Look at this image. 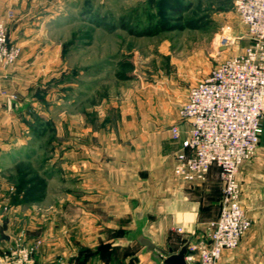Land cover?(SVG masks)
<instances>
[{"label":"rangeland","instance_id":"obj_1","mask_svg":"<svg viewBox=\"0 0 264 264\" xmlns=\"http://www.w3.org/2000/svg\"><path fill=\"white\" fill-rule=\"evenodd\" d=\"M235 1L0 0V21L7 27L10 44L20 50L15 63L24 50L37 45L41 48L35 57L48 55L53 68L47 71L52 73L45 88L30 92L38 96V104H28L16 119L5 118L8 148L0 151L1 255L20 251L29 264H67L65 250L72 248L65 243L68 231L63 228H70L76 238L77 214L61 179L60 143L68 135L62 128L117 125L125 110L139 120L144 111L158 108L179 114L192 86L250 44ZM18 24L20 33L13 38L11 28ZM21 130L29 139V150L23 156L15 152L19 156L14 160L10 140L12 132ZM34 176L44 178L47 185L37 200L18 192L23 180ZM69 185L71 191L76 189ZM76 263L71 259L68 264Z\"/></svg>","mask_w":264,"mask_h":264},{"label":"crops","instance_id":"obj_2","mask_svg":"<svg viewBox=\"0 0 264 264\" xmlns=\"http://www.w3.org/2000/svg\"><path fill=\"white\" fill-rule=\"evenodd\" d=\"M20 26L11 28L13 38ZM28 48L17 63L0 68V151L8 148L5 118L16 119L28 104L36 106L39 98L30 92L44 89L52 73L47 71L53 70L48 55L35 57L41 47ZM42 49L50 53L49 48ZM13 95L16 100H11ZM40 108L34 109L36 113ZM173 127L180 132L178 141L173 139ZM262 128L256 157L239 172L241 204L251 229L236 250L223 252L219 264H264V120ZM187 131L188 125L171 108L144 111L140 120L125 110L117 125L62 128L68 135L60 143L61 179L77 214V237L63 228L68 231L65 243L72 248L65 250L67 264L71 259L80 264L82 250L93 254L85 264H164L161 250L178 253L185 245L206 239L208 224L219 217L223 186L217 167L211 168L202 185L175 176L176 157ZM24 132L10 136L14 160L29 150ZM70 183L76 189L71 191ZM105 245L115 253L110 261L101 256ZM14 255L21 257V252Z\"/></svg>","mask_w":264,"mask_h":264},{"label":"built area","instance_id":"obj_3","mask_svg":"<svg viewBox=\"0 0 264 264\" xmlns=\"http://www.w3.org/2000/svg\"><path fill=\"white\" fill-rule=\"evenodd\" d=\"M235 8L250 44L192 86L179 113L188 131L174 174L184 183L202 185L217 167L223 186L219 217L208 224L207 241L189 244L188 264H217L225 249L238 248L252 225L241 204L239 172L255 157L263 133L264 0H236ZM19 56L0 21V68L14 64ZM172 135L180 139L178 127L172 128ZM26 258L4 254L0 264H29Z\"/></svg>","mask_w":264,"mask_h":264},{"label":"trees","instance_id":"obj_4","mask_svg":"<svg viewBox=\"0 0 264 264\" xmlns=\"http://www.w3.org/2000/svg\"><path fill=\"white\" fill-rule=\"evenodd\" d=\"M152 2V0H151ZM38 136V135H37ZM26 176V175H25ZM23 184L19 186L18 192H27V195H29L33 200H37L38 198H41L46 191V181L44 178H40L39 176H34L33 178L30 179H24ZM111 248L109 245H105L101 248V256L105 258L106 261H110L113 258H115V253L110 252ZM86 254L85 258H82V254ZM93 256L91 255V252L89 250H82L80 252L78 262L80 264H85L87 259L89 257Z\"/></svg>","mask_w":264,"mask_h":264},{"label":"water","instance_id":"obj_5","mask_svg":"<svg viewBox=\"0 0 264 264\" xmlns=\"http://www.w3.org/2000/svg\"><path fill=\"white\" fill-rule=\"evenodd\" d=\"M225 42L226 41H224V43ZM188 247L189 244L185 245L178 253H174L172 249L168 251L161 250L160 257L163 259L164 264H188L186 261Z\"/></svg>","mask_w":264,"mask_h":264}]
</instances>
